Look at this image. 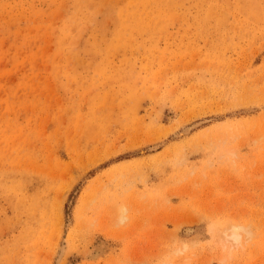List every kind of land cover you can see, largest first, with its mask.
Segmentation results:
<instances>
[{
  "label": "rangeland",
  "instance_id": "obj_1",
  "mask_svg": "<svg viewBox=\"0 0 264 264\" xmlns=\"http://www.w3.org/2000/svg\"><path fill=\"white\" fill-rule=\"evenodd\" d=\"M261 137L264 0H0V264H218L240 222L264 264Z\"/></svg>",
  "mask_w": 264,
  "mask_h": 264
},
{
  "label": "clouds",
  "instance_id": "obj_2",
  "mask_svg": "<svg viewBox=\"0 0 264 264\" xmlns=\"http://www.w3.org/2000/svg\"><path fill=\"white\" fill-rule=\"evenodd\" d=\"M261 142H264V137L254 141V144ZM223 158L226 162L234 165L239 160V152L235 148L226 150ZM186 161L187 153L185 152L176 154L169 163L176 168H184ZM188 175H195V171L188 172ZM111 186L121 193V199L117 200L115 204L117 209L116 227L119 228L126 225L131 218L130 209L124 202L123 195L136 186V181L128 179L127 174L124 172H117L112 178ZM236 231L237 235L235 238L229 241L228 244L221 246L222 256L218 264H231L234 255L239 251L245 250L248 244L254 239L255 232L253 227L247 222H240L236 226ZM177 233L172 234L169 242L159 254L146 256L142 264H194L199 248V241L181 238Z\"/></svg>",
  "mask_w": 264,
  "mask_h": 264
},
{
  "label": "bare ground",
  "instance_id": "obj_3",
  "mask_svg": "<svg viewBox=\"0 0 264 264\" xmlns=\"http://www.w3.org/2000/svg\"><path fill=\"white\" fill-rule=\"evenodd\" d=\"M236 226L237 225H234L233 227H232V229H231V232L229 233H226V238L228 239V240H232V239H234L235 238V236L237 235V231H236ZM102 245V244H101ZM62 246V245H61ZM61 249H60V252L61 253H59V256H60V258H62V256L64 255V252H65V249L63 248V246L62 247H60ZM101 248V247H100ZM97 249H99V248H97ZM97 249H96V251H94V252H92V254H91V257H92V259H96L97 257H99L100 256V254H101V252H97ZM100 250V249H99ZM103 250V249H102ZM59 252V251H58ZM103 252V251H102ZM58 256V257H59ZM57 259V258H56ZM57 261H58V259H57Z\"/></svg>",
  "mask_w": 264,
  "mask_h": 264
}]
</instances>
